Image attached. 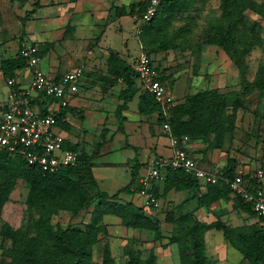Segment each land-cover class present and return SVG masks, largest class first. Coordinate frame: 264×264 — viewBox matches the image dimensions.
<instances>
[{
  "label": "trees",
  "instance_id": "obj_1",
  "mask_svg": "<svg viewBox=\"0 0 264 264\" xmlns=\"http://www.w3.org/2000/svg\"><path fill=\"white\" fill-rule=\"evenodd\" d=\"M197 2L198 0H161L157 12L143 25L140 32L143 49L151 56L170 48L184 49L189 42L183 32L186 27L172 30L171 26L177 14L191 10ZM147 3L148 0H139L131 4L129 12L125 4L112 5L109 11H115L119 16L134 14L142 12ZM222 9L227 25L217 24L209 27L201 36L198 50L201 49L202 44L218 45L229 55L238 69L243 70L245 50L242 48L241 28L238 23L244 18L247 10L264 16V1L222 0ZM196 51L193 50V54ZM44 53L45 49L39 46L38 54L42 57ZM25 65H28L27 61L18 51L14 57L0 60V71L5 79L16 77L17 70ZM107 65L111 82L120 79L124 83V88L119 94L121 103L117 106V116L122 123L125 117L120 113L127 108L128 102L140 90L142 82H139V74L133 66L122 58L118 51H109ZM156 69L160 73V79L165 81V75L159 67L156 66ZM249 86L250 89L256 87L264 91V65L258 68L252 80L245 81V87ZM51 101H53L51 96L43 94L33 99V103L38 104L43 113L48 112ZM239 106L240 101L234 95L230 96L217 88L206 87L171 106L172 131L176 135L188 134L190 138L201 135L205 140L210 134H214L210 145L214 148H222L227 136L236 129ZM138 107L139 111L145 114L158 111L161 124L166 120L161 114L160 101L147 89L142 91ZM67 110L68 107L65 106L54 113L65 130L71 126L64 118ZM119 129L122 130V124ZM106 133V130L101 132L91 152L79 143L66 140L65 147L79 151V161L76 165L64 166L53 172L29 164L18 153L0 149V235L11 240V245L2 252L0 264H91L94 245L99 242L101 234L109 231L108 224L103 221L107 214L118 216L121 224L127 227L150 231L155 240L163 239L161 220L154 215L156 209H153L151 214L134 200L120 198L121 192L135 193L139 190L140 167L144 163L131 165L129 182L116 192L109 193L100 188L92 168L93 159L99 155L106 142ZM238 165L239 160L236 156H228L224 166V176L234 177L239 170ZM261 166L264 167V163ZM20 178L25 179L29 184L26 203L38 213L32 225L34 231L32 233V230L13 227L2 216L4 205ZM205 185V191L199 195L193 194L191 197H197L203 205L224 199L231 202L234 208L258 216V219L237 226L227 225L219 218L211 222L195 219L187 225L182 234L171 235L164 245L167 247L172 243L177 244L180 264H212L204 249L207 231L215 228L221 230L226 242L242 252L252 264H264V217L259 215L253 204L233 190L223 178ZM200 187L201 181L183 168L167 167L163 170L162 190L156 184L152 190L160 197L172 188L181 190ZM91 204L93 209L89 220L84 222L83 226H62L52 222L53 216L61 209L77 214ZM173 210L166 211L165 221H176ZM190 216L191 212H186L179 215V219L186 220ZM124 252L127 255L125 264H155L157 259L153 250L145 258L128 246H125ZM102 261L103 264H116L108 242L103 246Z\"/></svg>",
  "mask_w": 264,
  "mask_h": 264
},
{
  "label": "rangeland",
  "instance_id": "obj_2",
  "mask_svg": "<svg viewBox=\"0 0 264 264\" xmlns=\"http://www.w3.org/2000/svg\"><path fill=\"white\" fill-rule=\"evenodd\" d=\"M138 1L108 0L104 4L105 7L100 8L101 3L97 6L93 0H84L79 8L80 16L76 17L83 27L76 32L78 36L74 37L73 25L70 23L60 29L49 28L51 17L59 12V1L0 0V60L14 57L20 51L23 43H38L42 49H45V55L55 45L57 50L62 52L67 41L72 43L70 50L76 51V54L83 53L88 56L94 51L96 57L103 60L107 53L109 55L110 50H115L111 47L126 51L125 35L129 40L130 51L132 54L134 51L137 54H133L130 60L129 57L122 58L132 65L138 57L141 47H144L141 34L136 30L133 13L124 14L119 19V15L115 11H109V8L112 5L125 4L129 12L131 4ZM217 24L227 25V20L223 16L222 0H198L191 10L177 14L171 26L172 30L186 27L183 32L187 35L189 42L188 44L184 43V45L186 44L185 48H170L152 54V57L155 58V65L165 75L167 92L164 99L170 107L183 101L186 96L206 87L217 88L220 92L230 96L234 95L239 99L236 129L227 136L221 150L226 155L225 160L228 156L234 155L238 158L239 165L246 164L254 169L264 163V91L256 87L250 89L251 86L246 88L245 81L252 80L258 68L264 65V16L247 10L244 18L238 23L241 28L242 48L245 50L243 70L238 69L229 55L218 45L202 44L201 49L198 50L202 34L209 27ZM195 49L197 51L193 54ZM48 56L47 53L41 58V65H45ZM18 71L19 74L16 75L18 80L26 83L28 75L26 65ZM139 82H141L140 79ZM140 87L143 91L146 89L144 84H140ZM7 90L6 79L0 71V96H4ZM83 126L86 125L83 124ZM213 137L214 134H210L205 140L203 136L196 135L192 136L190 141L193 146L197 147L196 151L207 153L216 149L210 145ZM97 138L98 136L91 138L90 141ZM85 144L88 149H92L93 142ZM111 146L112 143L107 142L104 147L107 152L101 155L97 161L121 160L125 154L128 155L126 150L125 152L120 149L115 152L110 151ZM203 160H207V157ZM200 165L209 167L202 162ZM99 167V171L114 169L106 166ZM119 169L116 170L119 173L118 176H112L114 172H109L112 175L108 174L107 178L102 180L100 187L115 191L118 186L125 185L129 180V175L121 170L123 167ZM111 176L112 179H108ZM205 190L206 185L202 183L199 189H194L196 195ZM28 192V182L20 178L2 212L5 221L22 230H32V225L38 217V213L26 203ZM123 195L132 199L134 193H123ZM176 208L177 205L169 203L155 210L154 215L164 221L166 211L174 209L173 213L176 219L175 222L163 223L164 237L160 240H155L153 234L148 230L127 227L123 224H109L108 233L101 234L99 242L94 245L91 264H103L105 242L109 243L116 264H125L127 260V255L124 252L125 246L138 251L143 258L153 250L157 255L155 264H180L177 244L172 243L166 247L164 243L168 242L171 235L182 234L187 225H190L195 219L211 222L219 218L225 224L233 226L252 223L257 219L256 216H252L246 211L234 208L231 202L224 199L203 205L197 198L196 205L188 211L191 212V216L186 220H181L182 218L179 219L177 216L178 212L180 215L186 213L182 212L183 208L179 207V210ZM92 209L93 204L81 209L77 214H73L67 209H61L53 216L52 222L62 226H83V223L89 220ZM110 217L118 216L109 214L106 216V221H109ZM32 232L34 231L32 230ZM10 245L11 240L0 235V258L3 250ZM204 251L212 264H252L242 252L226 242L221 230L215 228L206 233Z\"/></svg>",
  "mask_w": 264,
  "mask_h": 264
},
{
  "label": "built area",
  "instance_id": "obj_3",
  "mask_svg": "<svg viewBox=\"0 0 264 264\" xmlns=\"http://www.w3.org/2000/svg\"><path fill=\"white\" fill-rule=\"evenodd\" d=\"M160 2L161 0H148L142 12L133 14L138 33L153 18ZM141 48L132 66L146 89L161 103V114L166 119L162 129L168 135L172 147L169 156L155 158L140 173V188L137 193L142 199L141 205L151 214L153 209H159L160 197L152 188L163 179L165 168H183L202 184L214 183L223 178L264 217V167L246 170L239 168L234 177L226 178L225 163H218L210 169L201 166L199 160L186 147L190 140L189 135H176L172 131L171 107L164 99L167 83L160 79L153 57ZM38 51L39 45L35 42L23 43L20 48V54L26 59L32 72L28 85H20L15 77L6 79L8 90L4 96H0V149L18 153L29 164L53 172L64 166L76 165L79 161V151L64 146L67 136L54 113L68 104L70 93L79 90V82L86 67L84 63L73 65L57 78L42 68V57ZM39 94L53 98L46 113L41 111L38 104L33 103V99Z\"/></svg>",
  "mask_w": 264,
  "mask_h": 264
},
{
  "label": "crops",
  "instance_id": "obj_4",
  "mask_svg": "<svg viewBox=\"0 0 264 264\" xmlns=\"http://www.w3.org/2000/svg\"><path fill=\"white\" fill-rule=\"evenodd\" d=\"M55 1L60 2V4L58 5L59 12L55 13L54 16L51 17V25L49 28L60 29L62 26L70 23L71 25H73V36L77 37L78 34L76 32L83 26L80 25V20H78L76 17L79 15V8L83 4L84 0ZM107 1L108 0H93L95 5L97 6H99V4L101 3L100 8L105 7L104 4ZM121 17L122 15L118 18L120 19ZM124 37L127 44V46L125 47L126 51H122L114 47L111 48L119 51L121 57H129L130 60L133 57L132 55L136 52L134 51V53L132 54L129 49L130 46H128L129 40L125 35ZM64 46L65 47L62 52L57 50L56 45L51 48L47 52L49 56L46 60L45 65L42 64V68L50 75L59 78L71 66L79 63L85 64L86 71L83 77L80 79L79 90L70 93L69 95L68 104L66 105V107H68V110L64 118L70 123L71 126L68 130H64L65 135L67 136V141H70L72 143H79L88 152H91L93 150V147H91L92 149H88L85 143L88 142L91 144L93 142L94 144L95 141L99 140L101 132L103 130L107 131L106 142L103 145L99 155L93 159L94 165L92 169L99 186L101 185L102 180L107 178L108 174L112 175V173L109 172H114L112 176H118L119 173H117L116 171L118 170V168L121 169L123 167V169L121 170L129 175L130 180V167L132 164L144 163L140 167V173H142L144 172L145 166L155 158L169 156L172 153V147L170 145L169 137L162 129V124L159 121L158 111L147 114L141 113L139 111L138 103L140 95L143 91L141 88L128 102L127 108L121 111L120 115L125 117V120L120 123L117 116V106L121 103L119 94L120 91L124 88V83L120 79L116 82H111V76L107 71L108 53L102 60L101 58L96 57L94 51H92V53H89L88 56H86L87 54L85 55L83 53H80L79 55L76 54V51L74 52L72 51V49L70 50L72 43L70 44L69 41H67ZM154 60L155 58H153V62ZM26 68L28 71L26 83L18 80L17 76L15 77L17 82L22 86L28 85L32 77L30 68L28 66H26ZM18 70L17 74H19ZM63 107L65 106H61L59 109H62ZM83 124H85L86 126H83ZM121 124L122 130H120L121 128L119 129ZM96 136H98V138L93 139V141L91 142V138H95ZM165 136L166 139H164ZM129 138H131L132 140H130ZM107 142L112 143L110 151L115 152L120 149L125 152L126 150L128 152V155L125 154L124 158H122L121 160L117 159L97 161V159L101 155L107 152L106 150H104ZM186 147L188 151L192 155H194L200 162L208 165V169L213 168L218 163L226 162V155L223 154V150H221V148H216L212 150V152L208 151L207 153H204L203 151H196L197 147L193 146L190 140L186 144ZM206 157L207 160L202 161V159ZM99 166H106L108 168L113 167L114 169H109L111 171H102L101 169L99 171ZM238 168L246 170L251 167L245 164L244 166L238 165ZM112 176L108 179H112ZM156 185L160 188V190H162L163 179H161ZM122 186L123 185L118 186L115 191L106 188H100L106 190L109 193H114ZM123 193L128 192L120 193V198L122 200H134L137 204L141 205L142 199L137 192L134 193L135 199L134 196L132 197V199H129L126 195H123ZM193 194H195L194 189L176 190L172 188L167 191V193H164L162 196H160V208L164 205H168L169 203H173L174 205H177V210H179V207H182V212H188L190 211V208L197 203V197H191V195ZM107 215L104 216V222L108 225L121 224V219L119 217H110L108 219L109 221H106ZM179 215L180 214L178 212L177 216ZM256 217L258 219V216ZM164 222L168 223L164 220L161 221V225H163Z\"/></svg>",
  "mask_w": 264,
  "mask_h": 264
}]
</instances>
